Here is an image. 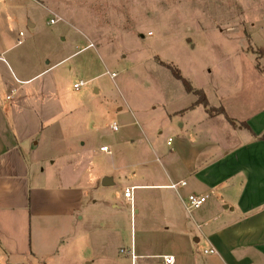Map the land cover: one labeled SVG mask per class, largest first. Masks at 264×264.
Instances as JSON below:
<instances>
[{
    "label": "crops",
    "instance_id": "1",
    "mask_svg": "<svg viewBox=\"0 0 264 264\" xmlns=\"http://www.w3.org/2000/svg\"><path fill=\"white\" fill-rule=\"evenodd\" d=\"M29 2L4 0L0 28L3 19L16 25L27 20L36 28ZM58 21L50 18V24ZM6 32L0 30V264H49V231L58 243L51 246L50 264H131L132 247L139 264H165L164 255H174L175 264H264V106L251 113L250 100L243 106L236 99L239 88L228 89L216 103L208 99L211 107L225 108L237 122L233 126L224 114L191 107L198 99L194 93L173 95L169 89L168 105L143 111L130 106L140 132L130 131L123 143L101 144L108 163L96 170L86 148L89 127L79 130L81 99L74 95L81 86L76 89L74 81L65 88L67 70L61 67L90 49L101 53L72 26L67 33L76 50L42 59L28 53V33L21 30L10 40ZM254 43L264 60L263 45ZM158 108L166 119L160 140L151 124ZM105 145L110 152L101 150ZM56 146H62L59 158ZM64 163V172L48 173ZM180 181L187 184L170 187ZM126 188H133V210ZM191 193L207 201L189 212L185 201ZM127 221L147 241L108 249L105 237L121 240ZM210 248L215 253L205 254Z\"/></svg>",
    "mask_w": 264,
    "mask_h": 264
},
{
    "label": "rangeland",
    "instance_id": "2",
    "mask_svg": "<svg viewBox=\"0 0 264 264\" xmlns=\"http://www.w3.org/2000/svg\"><path fill=\"white\" fill-rule=\"evenodd\" d=\"M1 1L4 0H0V6ZM31 1L26 10L37 21L36 28L30 29L27 20L16 25L6 23L7 19H3L0 28L9 31L6 33L11 34L10 40L21 30L28 33L31 57L42 59L44 54L64 56L74 52L75 41L67 33L70 26L101 53L102 57L90 49L86 54L68 58L61 67L67 70L63 72L65 88L74 81L91 79L73 95L81 99L79 130L89 127L86 148L91 151L96 170L108 163L107 155L99 151L101 144L123 143L130 131L140 132L130 106L143 111L156 103L168 105L169 89L173 95L185 91L183 82L161 62L178 68L194 87L206 93L212 104L227 95L228 89L239 88L236 99L243 106L250 100L251 113L264 106V73L257 68L255 58V52L261 49L254 43L264 47V28H260L264 23V0ZM50 18L61 21L50 24ZM62 36L67 39L62 41ZM260 62L264 65L263 58ZM95 87L100 93L95 94ZM118 106L123 110L118 111ZM156 112L151 124L160 140L165 133L161 135L159 131L166 130V119L161 108ZM114 122L120 125L118 131L110 127ZM61 148H55L58 158ZM66 165L49 168L48 173H62ZM46 238L48 250L44 254L50 264L54 261L51 246L58 243L50 231ZM89 238L91 241L93 236ZM66 239L70 241V234ZM151 239L148 238L150 243ZM104 241L108 249L114 250L132 241L139 245L147 238L127 221L121 240L113 234Z\"/></svg>",
    "mask_w": 264,
    "mask_h": 264
},
{
    "label": "built area",
    "instance_id": "3",
    "mask_svg": "<svg viewBox=\"0 0 264 264\" xmlns=\"http://www.w3.org/2000/svg\"><path fill=\"white\" fill-rule=\"evenodd\" d=\"M52 22H54V20H52ZM113 75H115V74H113ZM84 84H85V82L80 81V82L76 83L74 85V87L76 89H79V87L84 85ZM111 128L114 131H118L119 125L117 123H113L111 125ZM171 142H172V138H170V140L168 141V144H171ZM101 150L105 151V152H110V148L107 145L102 146ZM186 184H187L186 181H180V182L172 183L170 185V187L173 189H178L180 186H184ZM125 196L131 201V206H132V210H133L134 209L133 208L134 207L133 188H126ZM206 201H207V197L205 195L191 193L186 198L185 208L187 211L192 212V211L200 208L201 206H203L206 203ZM121 252L126 253V250L122 249ZM204 253L205 254H213V253H215V249H213V248L206 249V250H204ZM129 254L131 257V264H139L138 263L139 257L136 254L134 247L131 248V250L129 251ZM162 258H163V261L165 262V264H175V262H176V258L174 255H164V256H162Z\"/></svg>",
    "mask_w": 264,
    "mask_h": 264
},
{
    "label": "trees",
    "instance_id": "4",
    "mask_svg": "<svg viewBox=\"0 0 264 264\" xmlns=\"http://www.w3.org/2000/svg\"><path fill=\"white\" fill-rule=\"evenodd\" d=\"M255 52V51H254ZM257 53L256 55V60H257V68L261 71H264V65L261 64L260 62V59L262 58V53L261 52H255ZM163 65H165L166 67H168L169 69H171L173 75L181 80L185 86V89L187 92L189 93H194L195 95H197L198 99L197 101L191 106V107H194V105H202L206 108L207 112L210 114V115H218V114H224L226 116V118L229 120V122L233 125V126H237V122L235 121V119H233L232 117H230L225 108L224 107H211L209 105V101H208V98H207V95L206 93L202 90V89H198L196 87H194L192 85V83L187 79L185 78L181 71L176 68L175 66L171 65V64H164L163 62H161ZM241 125L249 128V125L246 123V122H241ZM260 138L264 139V132L261 134Z\"/></svg>",
    "mask_w": 264,
    "mask_h": 264
},
{
    "label": "water",
    "instance_id": "5",
    "mask_svg": "<svg viewBox=\"0 0 264 264\" xmlns=\"http://www.w3.org/2000/svg\"><path fill=\"white\" fill-rule=\"evenodd\" d=\"M103 184L104 185H109L110 183H107V178H105L104 180H103Z\"/></svg>",
    "mask_w": 264,
    "mask_h": 264
}]
</instances>
